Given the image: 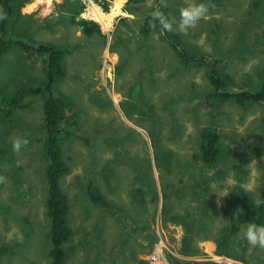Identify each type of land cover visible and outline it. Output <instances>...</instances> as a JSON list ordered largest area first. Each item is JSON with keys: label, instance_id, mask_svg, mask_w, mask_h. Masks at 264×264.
<instances>
[{"label": "rangeland", "instance_id": "374dc122", "mask_svg": "<svg viewBox=\"0 0 264 264\" xmlns=\"http://www.w3.org/2000/svg\"><path fill=\"white\" fill-rule=\"evenodd\" d=\"M41 1L46 0H28L25 3L28 6L26 10L33 12L25 15L22 9L20 20L6 22L4 33L6 39L13 40L17 34H21L20 39L31 46L40 43L66 47L68 54L65 56L64 66L68 73L78 78H87L82 83L73 80L74 78H64L59 87L60 93L73 101L72 111L75 112L71 117L72 125H59V128L70 134L63 143L62 153L71 169L60 182V188L67 197L68 224L74 231L68 245L74 246L75 254L68 264H133L134 258L145 262L150 249L145 246L139 227L141 224L144 228L147 227L146 232L155 236V241L159 238L163 241L168 249L165 253L168 263V257H171L180 263L215 261L218 264H264V248L253 247L242 238L247 226L245 224L240 225L229 247L235 253L239 250L245 262L224 260L212 252L215 241L227 229L226 223L221 222V213L227 208L229 192L239 190L242 197L251 198L254 202L258 198L264 199V107L260 104L250 105L243 110L226 101L220 105L217 114L209 112L203 102L205 93L211 90L205 77L206 65L181 66L172 48L161 41L157 34L144 38L146 55L135 51L136 39L128 44L126 51L117 47L126 64L117 66L118 55L112 47L115 34L123 35L128 28L136 30L150 7L159 4V0H129L137 14L129 26L123 21L118 25L113 23L111 30L110 27L104 30L102 26L100 33L107 36L109 53H105V48L102 49L99 37H92L95 41L84 38L75 31L74 25L68 23L67 17L60 18L59 21L44 20L49 16L47 13L50 10L46 11L45 4L38 7L37 3ZM118 1H109L107 14L112 12ZM126 1L122 0L121 11ZM253 1L195 0L208 7L207 14L188 30V35L177 34L181 40H185L189 54L200 56L206 61L219 56L225 60V68L235 84L229 90L231 92L248 84L249 78L253 83L257 82L254 72L260 69L264 71V0H256L257 7H252ZM188 2L189 0H167L168 7L161 8L170 20L175 18L178 21L179 9ZM33 3L35 4L30 6ZM72 6L76 4L73 3ZM113 12L115 16L112 19L120 15L115 9ZM119 28H124L125 31L116 32ZM119 38L122 39V36ZM76 41L78 49L74 48ZM147 60L153 61L159 72L154 74L152 89L144 79L139 81L141 94L144 95L143 103L146 101L147 105H152V111L159 117L165 118L167 115L162 110L164 104L171 105L175 114L179 112L178 121L173 123L180 132L179 135L171 134V138L168 137L170 133L167 132L166 121L161 120L163 133L157 120H148L136 113L127 117L122 107L123 102H129L126 93L132 78L145 66ZM40 63L39 56H26L20 49L0 57V74L4 73L0 75V90H9L18 104L13 111L14 119L8 124H0V147L7 148L15 156L18 167L24 168L20 177L21 184L18 182L13 188L10 187V177H5L0 188V201L12 213L25 217L23 225L27 223L32 228L28 234L30 244H14L17 247L9 258V264H49L46 258L48 243L44 237L48 221L43 214L46 196L43 135L38 140L39 135L35 133L42 120L39 103L41 98L28 93L29 87L35 84L34 80L37 84L41 79ZM23 67L30 70L23 76H13V70L23 72ZM116 67L121 68V71L116 72ZM177 71L179 72L176 73ZM42 83L41 81L37 87ZM139 86L135 90L136 95ZM150 89L151 92L148 91ZM19 92L22 96L18 95ZM106 100L110 105L102 107ZM143 103L140 104L143 106ZM0 107L5 108L6 104H0ZM212 116H215V130L220 142L227 146L228 152L217 163L222 168L221 172L212 176V180L207 183V192L203 195L206 203L218 215L209 220L203 213L207 211L206 206L199 201L202 187L199 180L205 181L209 177L201 180L198 173L200 166L195 164L192 157L198 154L199 131L208 126ZM15 137H23L29 141L18 152L12 148ZM83 138L88 140L86 144L81 140ZM111 138L121 142L117 146L109 144ZM160 140L164 149L172 152V159L168 164L157 166L153 163L152 147L154 142L160 144ZM118 159L121 162H117ZM146 161L150 164V177L155 181L158 195L155 206L149 202L151 194L147 185H150V178L147 170H142ZM103 167L106 168L101 171ZM109 168L112 169L113 177L109 176ZM137 171L144 172V179L142 176L140 179L136 178ZM208 175H212V170L208 171ZM87 181H92L104 198L115 206L111 212L88 201L85 193ZM18 186L26 187L28 192L17 195ZM161 186H165L169 192L166 205L171 208L170 214H181L187 209L204 225L205 232H200L199 226L193 227L188 239V250L196 249V253L182 255V237H185L183 227L161 220ZM234 186L238 189L233 190ZM135 188H141L144 192L142 204L132 197V190ZM176 193L177 198L174 197ZM154 209L156 212L152 220ZM16 225L19 226L18 221ZM16 225L9 220L0 219V247L5 245L9 249L13 245L14 239L11 237L19 230ZM238 242L245 244V247H239Z\"/></svg>", "mask_w": 264, "mask_h": 264}, {"label": "trees", "instance_id": "16d2710c", "mask_svg": "<svg viewBox=\"0 0 264 264\" xmlns=\"http://www.w3.org/2000/svg\"><path fill=\"white\" fill-rule=\"evenodd\" d=\"M28 0H0V10L5 15L4 19H0V57L8 52H14L17 49L22 51V54L28 56H34L40 58V73L41 79L36 84V80L31 87L28 89V93L33 95H37L41 98L40 103V114L42 115L41 125L36 129L35 133L39 134L38 140L43 135V146H42V154L45 159V163L43 164V179L46 183V196L44 199V212L45 217L48 221L47 232L44 235L45 239L48 243V250L46 252V258L49 261V264H68L71 261V258L75 254L74 246L68 245L71 240V236L74 234V231L69 227L68 224V207L65 203V194L60 188V182L63 177L67 176L70 173V165L66 163L63 159L62 146L64 141H66L70 134L59 128L60 124H68L72 125L73 122L71 117L73 115L72 105L73 101L70 100L67 96L60 93L59 87L63 83V79L74 78L73 80H77V82L82 83L85 77L78 78L73 74H69L67 69L64 66L65 56L68 54L66 51V47L60 48L56 44H45L42 45L40 43H34L33 46L27 45L22 39H20L21 34H17V37L13 39L5 38L4 31L6 30V22L8 21H19L21 15L19 14L23 5ZM257 2L254 0L252 2V7H257ZM73 3L65 2L63 5H59L60 7L65 9V12L70 13V19L68 23L70 25H74L76 29L79 30L82 36L90 39L94 36L99 37L101 39V44L104 42V36L100 34L99 29L96 24L86 21H76L75 16L79 7L71 6ZM102 8L107 10V3L102 2ZM156 6V4H155ZM154 10V7H150L149 11L145 15L142 20L140 26L134 29H125L121 30V28L117 29L118 31H125L123 35L119 33L115 34V40L113 43V50L118 55L119 62L117 66H123L124 60L122 54L116 49L120 47L122 50L126 51L128 48V44H132L134 39L137 40V46L134 48L135 51H140L144 55L147 54L146 45L144 44V38H148L151 34H157L161 41L166 42L173 50L175 57L181 62V66L185 65H195L202 66L206 65V73L205 77L211 87V90L205 93L203 97V102L205 107L209 112L218 113L220 105L226 101L232 102L239 108L246 110L250 105H261L264 107V71L262 69L255 71V75L257 76V82L253 83L251 78H249V83L244 86L238 88L235 92L229 91L231 88L235 86L232 81V77L229 75L227 71L226 62L222 59L221 56L215 58L213 60L206 61L200 56L189 54L185 47V40H181L177 34L175 33H161L160 26L157 23V28L153 31L150 28V24L153 22L151 18V12ZM162 11H164L161 8ZM165 12V11H164ZM167 16V15H166ZM168 17V16H167ZM123 19H120L116 25L121 24ZM122 36V39L119 38ZM16 48V49H15ZM75 49H78V45H74ZM145 66L141 68L137 75L132 78L130 85L127 88L126 96L129 99V102H123L122 107L125 111L127 117H131L133 113L137 115H141L146 117L148 120H157L159 122V128L163 132V123L161 120H164L168 124V137H173L171 134L179 135L180 129L176 127L173 123L175 120L178 121V114L174 113L171 105L164 104L162 110L166 111V117L157 116L154 111H152V105H147L146 101L143 103L141 94V85L139 81L144 79L147 86L154 88L153 79L154 74L158 73L159 70L156 68V64L147 60L144 64ZM34 68V67H33ZM30 70V68H24L23 72H18L13 70V76L19 75L23 76L26 72ZM180 70V69H179ZM182 70V69H181ZM121 68L116 67V72H120ZM177 71L176 73H178ZM253 73V74H254ZM4 73L0 74L3 75ZM10 75V72H9ZM11 76V75H10ZM37 79V78H36ZM43 82L40 87H37L40 82ZM140 85V86H139ZM139 86L138 96L135 94L136 88ZM153 86V87H152ZM151 89L148 90L151 92ZM145 94V91H144ZM18 95L22 96V93L19 92ZM55 95V96H54ZM8 99V100H5ZM145 95V99H146ZM172 99H169L171 101ZM140 103H143L142 106ZM0 104H6V107H0V124L5 125L10 123L13 118V111L18 105L16 100L9 93V90H0ZM110 102L105 101L102 105L109 106ZM146 110H144V109ZM194 110V109H193ZM177 111V110H176ZM196 112V111H194ZM150 113V115H147ZM215 116H212V121L208 124L207 127L201 128L199 131V150L198 154L193 156L192 159L200 158L201 168L198 170L199 175L201 176V180H199V185H202L199 195V201L206 206L207 211H203L206 219L213 220L218 215L212 210V207L206 203L204 198V194L207 192V183L212 180L213 175H217V171L222 169H216L213 171L211 168L215 166L217 163H220L226 156L228 150L227 146L223 145L220 142V137L215 130ZM196 121V119L194 120ZM264 121V120H263ZM264 125V123H263ZM3 128V127H2ZM164 133V132H163ZM160 137V136H158ZM85 144L88 142L87 139H81ZM107 138L104 139L106 141ZM121 142L119 139H109V144L118 145ZM153 163L155 165H165L171 162L172 152L169 149H164L163 143L160 140V144L154 142L152 147ZM7 148L0 147V176L10 177V187L13 188L19 182L21 184V172L24 171L23 167H18L15 162V156L8 150ZM93 152H96L92 150ZM97 153V152H96ZM98 154V153H97ZM158 154V156H157ZM95 156V155H93ZM92 156V157H93ZM117 162H121L118 159ZM146 165L142 170H147V175L150 178V185H147L149 188L151 197L149 202L154 206L157 204L158 195L155 187V181L152 177H150L151 167L148 161H146ZM106 167H103L101 171H103ZM158 168V167H157ZM140 169V168H139ZM167 169V167L165 168ZM212 170V175H208V171ZM137 171L136 178L140 179L141 176L144 179V172ZM241 173V172H240ZM109 176L113 177L112 169L109 168ZM238 183H241L238 180ZM2 187V183H0V188ZM162 187V192L160 191V199H161V207H160V217L161 220L165 222L168 220L169 222L176 223L177 225H181L185 233V237H182V249L180 253L191 254V252L196 253V249L192 251L188 250L189 244L188 239L192 234L193 227H200L199 231H206L204 225H202L199 221L198 217H193L191 213L184 209L181 214H170V209L166 205V201L168 199V189H165V186ZM170 188V187H169ZM200 188V187H199ZM233 190L238 189L237 186L232 188ZM134 200H137L140 204L143 203V190L141 188H135L132 190ZM28 192V189L24 186H18L16 188L17 195H25ZM85 193L87 195L88 201L92 205H96L101 209L112 211L115 206L110 204L106 198L100 193L98 188L92 183V181H87L85 184ZM240 194V195H239ZM174 197L177 198V193L174 194ZM229 197L227 201V208L221 213V222L226 223L227 229L218 237L215 241V248L212 251L213 255L216 257H221L225 259L236 260L239 262H245V259L241 257L243 254L237 253L230 247L231 240L234 239L235 234L238 232L240 225L248 223H255L260 226H264V204H261L259 207L256 206L253 199L241 196V193L231 191L229 192ZM156 210L154 209L151 215V219L153 220V215H155ZM25 217H19L15 213H12L11 210L6 207L2 201H0V219L3 221L9 220L12 224L16 225V221L19 222V231L24 234V242L29 245L31 238L28 237V234L32 231L30 224L23 225V219ZM26 219V218H25ZM131 227V225H129ZM139 227L140 232L143 233V239L145 240L146 248L150 249L151 245L154 243L155 236L152 233L146 232L147 227L144 228V225L141 224ZM131 231L135 233L134 229L131 228ZM13 245L8 249L7 246L2 245L0 247V264H9V258L13 255L17 244L15 240L13 241ZM46 243V242H45ZM96 244V243H95ZM239 247L244 248L245 244L238 242ZM24 247V245L22 246ZM88 248V247H87ZM43 252V248H42ZM242 252V251H241ZM41 256V253L39 254ZM4 257H6L4 259ZM168 257V256H167ZM7 259V260H6ZM169 264H218L215 261H205V262H182L180 263L177 259H173L168 257ZM133 264H145L144 262L137 261L135 258L132 261ZM219 264H229L225 262H221ZM233 264V263H230Z\"/></svg>", "mask_w": 264, "mask_h": 264}, {"label": "clouds", "instance_id": "9594fccd", "mask_svg": "<svg viewBox=\"0 0 264 264\" xmlns=\"http://www.w3.org/2000/svg\"><path fill=\"white\" fill-rule=\"evenodd\" d=\"M60 1H61V3L60 2L57 3L55 0H46V1H41L40 3H37V6L38 5L41 6L42 4H45L46 5L45 8H46L47 12L50 10L49 13H47V15H49V16L46 17L44 20L50 19L51 21L52 20L59 21L60 18L65 19L66 17H67V20H69L71 14L65 12V9L60 7L59 5H61V4L63 5L65 2L75 3L79 7L77 14L74 17L76 21L82 20V21H86V22H91V23H94L97 25L99 32H100V30H103L102 26L99 22L83 20L82 15L86 13V11L88 10L89 7H90L89 11L92 14H93L94 9L99 11V12H102L104 14H107L106 13L107 10H104L102 8V6H103L102 2H106L107 8H109V1L110 0H89V2L86 4L87 9H85V6L83 4H81V0H77V1L76 0H60ZM128 2H129V0H127V3ZM34 4L35 3L30 4V6H32ZM23 6L25 8L26 5L24 4ZM161 6H163L164 8H167L168 7L167 0H159V4H157L156 6H155V4L153 5L154 10L151 12V18H152L153 22L150 24V28L153 31H155L157 28V23H158L160 26V32L161 33L168 32V33H175V34H181V35H188V30L190 28L194 27L208 12V7L204 3H196L195 0H189V2L187 3L186 6H183L179 9V19L177 21L175 18L170 20V18H168L165 15V13L161 10ZM27 7L28 6H26V9H27ZM24 8H22L23 12H24ZM33 9H35V6H33ZM21 10H20V12H21ZM132 10L134 12H136L135 8H132ZM41 11H43V9ZM20 12H19V14H20ZM31 12H33V11H31ZM31 12H29V13L24 12V13H25V15H28ZM121 12H123V10ZM121 12H120L119 16H125V14L121 13ZM121 14H123V15H121ZM128 14L131 15L132 17H136V16H134L133 13H128ZM21 17H22V15H21ZM144 17H145V15H144ZM4 18H5V15L2 13V10H0V19H4ZM117 18L118 17H115L114 19L111 20L110 30L112 28L113 23L116 25V23L120 19H123V21L129 20L130 24L132 21V19H127V18H122V17L118 18V19ZM143 18H142V20H143ZM108 29H106V30H108ZM75 31L81 35V33L79 32L78 29H76ZM100 34L104 36V42H103V44H101V47H102V49L105 48V53H109V41L108 40L106 41L107 36L105 34H102V33H100ZM84 38H86V37H84ZM86 39H88V38H86ZM90 40L95 41L93 38H90ZM75 45H78L77 41L75 42ZM107 75H108L107 80H109V71L107 72ZM36 135H39V134H36ZM28 143H29V141L26 138H23V137L13 138V140H12L13 151H16V152L20 151L21 147H26ZM194 161H195V164H198L201 168L200 158L197 157V159H195ZM211 169L213 171H215L216 169H222V168H221V166L216 164ZM218 172H221V170L217 171L216 174H218ZM4 180H5V177L0 176V183H3ZM66 201H67V197L65 195V203H66ZM255 204L257 207H259L261 204H264V199L258 198L255 201ZM11 238H13L15 240V242L19 243V244H23L24 239H25L23 232H21L19 230H17L14 233V236ZM242 238L244 240H246V242L253 247L258 246L260 248H264V226H260V225H257L255 223H248L246 228L243 231ZM150 249H151V247H150Z\"/></svg>", "mask_w": 264, "mask_h": 264}, {"label": "built area", "instance_id": "2783aa9c", "mask_svg": "<svg viewBox=\"0 0 264 264\" xmlns=\"http://www.w3.org/2000/svg\"><path fill=\"white\" fill-rule=\"evenodd\" d=\"M89 0H81V4L85 6L87 9V3ZM92 7V6H91ZM90 7L86 11L85 14L82 15L83 20L95 21L98 22L95 18H93V14L89 11ZM168 251L167 247L162 244L161 239L159 238L157 241L152 244L150 252L148 253L145 261L146 264H167L165 253Z\"/></svg>", "mask_w": 264, "mask_h": 264}, {"label": "bare ground", "instance_id": "6f19581e", "mask_svg": "<svg viewBox=\"0 0 264 264\" xmlns=\"http://www.w3.org/2000/svg\"><path fill=\"white\" fill-rule=\"evenodd\" d=\"M120 3H121V0H119L117 2V4H115V8L114 9L116 10V13L119 12V10H120V8L122 6V5L120 6ZM113 10L109 14H103L102 12H99V11H97L95 9L93 10V18H95L101 24V26H103L104 30L108 29L110 27V25H111V23H110L111 19H112V17L115 16V13L113 12ZM162 244H164L163 241H162Z\"/></svg>", "mask_w": 264, "mask_h": 264}, {"label": "crops", "instance_id": "0c3cea01", "mask_svg": "<svg viewBox=\"0 0 264 264\" xmlns=\"http://www.w3.org/2000/svg\"><path fill=\"white\" fill-rule=\"evenodd\" d=\"M57 3H61V1L60 0H55ZM121 2H122V0H121ZM131 2V1H130ZM130 2H128L127 3V1H126V3L123 5V12H121L120 10H119V12H121V13H124L125 14V16H117L118 18H127V19H133L134 17H132L131 15H129L128 13H133L134 14V16H136L137 17V14H136V12H134L133 10H132V7L130 6ZM135 3H136V1H135ZM123 3H121L120 4V6L122 5ZM135 6H136V4H135ZM122 7V6H121ZM24 12H26V13H29V12H31V11H29V12H27V10H26V6H25V8H24ZM41 12V11H40ZM121 15H123V14H121ZM117 18V19H118ZM123 22H126V24H127V26H129V20H125V21H123ZM121 30H123V28H121ZM119 32V31H118Z\"/></svg>", "mask_w": 264, "mask_h": 264}, {"label": "flooded vegetation", "instance_id": "af4514ba", "mask_svg": "<svg viewBox=\"0 0 264 264\" xmlns=\"http://www.w3.org/2000/svg\"><path fill=\"white\" fill-rule=\"evenodd\" d=\"M123 65H126L125 63H123Z\"/></svg>", "mask_w": 264, "mask_h": 264}]
</instances>
